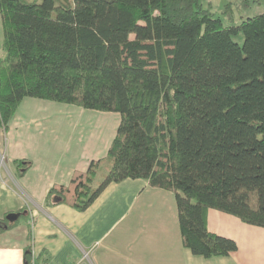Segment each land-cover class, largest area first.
<instances>
[{"label":"trees","instance_id":"obj_1","mask_svg":"<svg viewBox=\"0 0 264 264\" xmlns=\"http://www.w3.org/2000/svg\"><path fill=\"white\" fill-rule=\"evenodd\" d=\"M201 1L0 0V128L25 97L119 113L106 156L46 202L84 209L143 178L174 193L182 244L213 257L237 243L208 209L264 227V11L224 24Z\"/></svg>","mask_w":264,"mask_h":264},{"label":"crops","instance_id":"obj_2","mask_svg":"<svg viewBox=\"0 0 264 264\" xmlns=\"http://www.w3.org/2000/svg\"><path fill=\"white\" fill-rule=\"evenodd\" d=\"M1 40L0 30V56ZM103 112L25 97L0 128V218L17 214L0 232V264H264V227L216 209L206 211L208 231L237 248L193 254L182 244L174 193L143 178L109 183L84 209L46 202L52 185L67 186L74 171L106 156L118 122Z\"/></svg>","mask_w":264,"mask_h":264},{"label":"rangeland","instance_id":"obj_3","mask_svg":"<svg viewBox=\"0 0 264 264\" xmlns=\"http://www.w3.org/2000/svg\"><path fill=\"white\" fill-rule=\"evenodd\" d=\"M201 2L202 6L204 8H208L211 12H213L214 16L220 17L224 24H228L230 22L238 23L243 18L264 11V0H203ZM232 38L239 44L242 43L243 36L240 33L238 35H233ZM46 103H49V101H47ZM26 105L27 104L25 103V110L27 112H30V110L27 109ZM48 113H53V111H50ZM103 113L107 114L110 117L111 122L113 120L112 117L115 116L117 118V122L119 123V113L114 111H107ZM104 161L105 160H103V163ZM101 168L102 166L98 168V170H100ZM99 176L100 175H98L97 177L95 176V178H100Z\"/></svg>","mask_w":264,"mask_h":264},{"label":"water","instance_id":"obj_4","mask_svg":"<svg viewBox=\"0 0 264 264\" xmlns=\"http://www.w3.org/2000/svg\"><path fill=\"white\" fill-rule=\"evenodd\" d=\"M17 218V214L16 213H8L6 215V219L10 222L14 221Z\"/></svg>","mask_w":264,"mask_h":264},{"label":"built area","instance_id":"obj_5","mask_svg":"<svg viewBox=\"0 0 264 264\" xmlns=\"http://www.w3.org/2000/svg\"><path fill=\"white\" fill-rule=\"evenodd\" d=\"M3 160H4V156L1 154L0 155V165H2V163H3ZM31 223L33 224V222L31 221Z\"/></svg>","mask_w":264,"mask_h":264}]
</instances>
